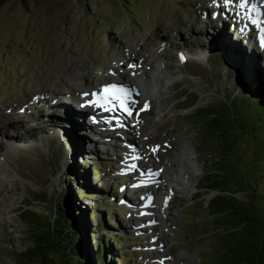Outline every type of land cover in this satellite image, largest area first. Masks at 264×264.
<instances>
[{
	"label": "rangeland",
	"instance_id": "rangeland-1",
	"mask_svg": "<svg viewBox=\"0 0 264 264\" xmlns=\"http://www.w3.org/2000/svg\"><path fill=\"white\" fill-rule=\"evenodd\" d=\"M206 1L6 0L0 4V142L7 146L6 150L0 148V264H27L22 259L21 237L34 236L27 219L37 218V222H31L32 227L48 228L55 206L66 209L78 204L84 195L82 190L108 210L92 208L93 201L82 200L85 211L65 214L71 230L80 227L79 260L94 259L97 244L111 236L120 241L112 249L106 244L107 260L122 257L119 264H224L230 230L217 226L230 223L226 214L218 221L210 211L209 200L219 191L200 186L205 184L208 171L215 172L210 180L223 177V188L229 195L240 203L250 201L248 182L255 185L264 143L260 144L248 129L244 98L238 94L264 99V56L259 49L251 55L245 41L233 35L231 23L223 24L211 15L214 8L222 11L224 7ZM128 53H132L135 64L144 59L132 83L138 82L155 104L147 114L138 148L147 144L153 158L167 170L165 178L171 177L170 182L178 189L168 191L170 199L157 216V227L151 229L152 225L145 224V230L123 237V232L135 229L128 216L131 212H114V202L101 199L109 195L119 198L123 205L122 197H128L127 174L120 173V161L115 162L116 152L126 148L116 142L109 148L101 146L97 133L92 135L75 123L85 115L76 114L74 107L83 108L76 104L74 94L85 84L107 77L119 79L111 69L124 71V67L132 66L126 59ZM188 56L186 63H179ZM143 67L151 70L150 74H143ZM191 90L199 96L196 104L192 92L185 99V93ZM198 103L211 108L199 109L191 118ZM210 110L220 117L219 126L229 124L243 139L229 157L221 156V161L220 155L211 150L216 148L214 145L222 146L210 133ZM14 146L18 152L10 157ZM30 147L31 154L26 156H37L36 163L23 154ZM206 152L220 162L222 170L217 169V160L206 162ZM184 157L191 164L183 176V180L191 177L189 187L176 182L186 168L179 162L173 165L174 160ZM92 165L99 168L95 173ZM72 168L79 182L67 183L68 178H75V173L70 174ZM25 198L37 217L26 215L25 220L15 212L25 206ZM112 213L117 215L114 223ZM134 219L137 223L145 221V213ZM135 241L138 243L133 244ZM54 259L68 264L60 258V252L54 253Z\"/></svg>",
	"mask_w": 264,
	"mask_h": 264
},
{
	"label": "trees",
	"instance_id": "trees-1",
	"mask_svg": "<svg viewBox=\"0 0 264 264\" xmlns=\"http://www.w3.org/2000/svg\"><path fill=\"white\" fill-rule=\"evenodd\" d=\"M6 0H0V4L4 3ZM27 1V0H24ZM33 1V0H29ZM38 1V0H34ZM106 37L109 39L108 34ZM224 58V54L222 51L216 52ZM211 57V54L210 56ZM212 58V57H211ZM232 95V93H231ZM239 96H243L245 109L247 112L245 120L248 123V129L252 130L253 137L259 141L260 144L264 143V99L263 98H249L248 94H238ZM238 95H233L234 98L238 97ZM196 100H194L195 102ZM57 117H61L57 114ZM41 122V120H39ZM211 124L214 122L213 126L215 128H219L218 118L213 117L211 120ZM216 130V129H215ZM217 132V131H216ZM221 138L226 142H228L224 135H220ZM72 143L70 142V145ZM216 148L211 149L216 154H219V160L221 161V156L229 157V152L226 147H219L218 145H214ZM228 146V143H227ZM64 148V147H62ZM65 150V149H64ZM264 150V149H263ZM66 151V150H65ZM66 154V153H65ZM216 157V156H215ZM215 161L214 157L209 152H206V162ZM259 163V171H257L255 176V185L248 182L249 188L248 192L251 195L250 201L247 203H240L236 198L229 195L227 189L223 188L226 182V179L217 178L214 180H210L215 172H207L206 173V182L204 185L200 186L201 188H206L210 190H217L219 194L213 196L209 200V208L212 214L215 215L218 221L222 219L219 217L220 215H225L224 217L227 219V222L230 224L217 226V228L226 227L230 230L231 240L225 246L227 249L225 250L224 255L226 259L224 260V264H264V157H258ZM216 165H218L217 169H221L219 165V161H216ZM99 169V168H95ZM222 170V169H221ZM225 173L226 171L223 170ZM75 173V178H68L67 183L79 182L77 171L72 168L70 170V174ZM71 179V180H70ZM83 179V178H82ZM249 180V179H248ZM247 180V181H248ZM260 181L262 185L260 186ZM231 182V181H229ZM84 185V184H83ZM253 186V187H252ZM81 187L77 188L76 195H80ZM231 191V190H230ZM255 191V192H254ZM84 197H90L92 195H87L88 193L85 190H82ZM98 198V197H95ZM81 199V198H80ZM100 206H105L104 204H100ZM262 209H261V208ZM60 215L53 222L54 227H44L41 228L32 227L30 224L31 234H33V241L35 242L34 248H29L26 252H22V259L28 264L35 257H40L43 260L44 264L52 263V264H61L60 260L54 259V253L52 250H48L47 248L54 250L53 252H60V258L65 260V263L68 264H119L118 258L112 256L107 260L108 252L105 249L106 244L112 249L113 244L120 241L118 238L107 237L103 242L97 244V249L94 254V259H88L85 261L79 260L77 258L78 255L82 253V250L77 243V238L79 237L80 227H76L75 230H71V222L65 218V214L69 215L71 211H78L81 213L85 211V208L81 207L80 200L78 204H74L71 208H63L61 205L59 206ZM91 212V211H90ZM78 213H75L77 215ZM35 214L34 211H30V215ZM92 215V213H90ZM36 216V215H35ZM99 218V216H97ZM223 217V218H224ZM228 217V218H227ZM37 218L32 219V222L36 221ZM87 219V217H86ZM80 223V221H78ZM49 224V223H48ZM97 228L96 230H98ZM95 232V230L93 231ZM117 236H121L120 234H116ZM123 238V237H122ZM114 242H113V241ZM121 241H123L121 239ZM48 253H50V257H47ZM106 254V255H105Z\"/></svg>",
	"mask_w": 264,
	"mask_h": 264
},
{
	"label": "bare ground",
	"instance_id": "bare-ground-1",
	"mask_svg": "<svg viewBox=\"0 0 264 264\" xmlns=\"http://www.w3.org/2000/svg\"><path fill=\"white\" fill-rule=\"evenodd\" d=\"M218 12H220V9H218ZM214 18L215 19H218L217 17H215L214 16ZM232 23H233V21H232ZM230 24V23H229ZM250 24V23H249ZM230 26H231V24H230ZM245 27V26H244ZM243 27V28H244ZM246 28H248V27H246ZM242 29V28H241ZM249 29V28H248ZM255 29V31L257 32V36H258V38H260V32H259V29H257L256 27L254 28ZM232 30H233V35H235L236 36V34H237V37H239L240 39H243L242 38V36L241 35H239V33L234 29V28H232ZM244 35V34H243ZM244 37L246 38V39H248L245 35H244ZM246 42H248V41H246ZM263 47V46H262ZM260 49V48H259ZM257 51V50H256ZM264 51V50H263ZM261 54H263V53H261ZM264 55V54H263ZM262 55V56H263ZM143 57H144V55H142ZM147 56V55H146ZM126 59L130 62V63H133V65H132V67L130 68V70L128 71L129 72V74H134L136 71H138L137 70V66H138V63L137 64H135L134 62H133V60H134V57H132V53H128V54H126ZM198 60L199 61H201L202 63L204 62V59L203 58H201V57H199L198 56ZM128 61L126 62V63H128ZM125 62V61H124ZM138 69H139V67H138ZM126 70V69H125ZM124 70V71H125ZM142 71H143V74L144 73H146V74H150V71L151 70H146L144 67L142 68ZM137 73V72H136ZM115 76V75H114ZM117 77V76H116ZM158 77V76H157ZM118 78V77H117ZM117 80V79H116ZM119 80H120V78H119ZM57 98H58V96H56ZM63 102H65V101H63ZM67 104V103H66ZM71 104V103H70ZM117 106V105H116ZM130 106L132 107V105L130 104ZM77 108H79V107H74V109L77 111L76 112V114H82V113H84V119L82 118V119H76L75 120V123L77 124V125H79L83 130H88L92 135L94 134V133H97V136H98V138L101 140V146L102 145H104L106 148H109V147H112V142L110 141V139H112L115 135H117V133H115V131H113V130H110V131H112V132H106L105 134H104V132H103V127H101V126H98V125H95L92 121H90L89 120V117H88V115H87V113H89L90 111V107H88V108H86V107H82L83 109L82 110H78ZM88 109V110H87ZM71 111H73V110H71ZM119 111V110H118ZM79 112V113H78ZM107 113H108V117H109V114H111V112H113L114 114H115V111L114 110H111V111H106ZM121 113V112H120ZM122 114H123V112H122ZM74 116V115H73ZM129 115H127V118H130V117H128ZM132 116V115H131ZM117 120V119H116ZM116 120H114V121H112V122H108V123H106V125H108V126H111V125H114L115 124V121ZM117 122V121H116ZM119 122V121H118ZM117 122V124H119ZM111 123H114V124H111ZM149 123V122H148ZM82 125H89V126H86V127H83ZM111 129V128H110ZM104 135V136H103ZM119 135V134H118ZM95 136V135H94ZM91 139V138H90ZM113 140V139H112ZM3 141V140H2ZM100 143V142H99ZM5 147V150L7 149V146H5L4 144H2V142H0V148H4ZM12 149V152H11V154H10V157H12V155L15 153V152H18V150L17 151H15L16 149H17V147L16 146H14V147H12L11 148ZM26 149H28L27 148V146H26V148H25V150ZM20 150V149H19ZM24 150V152L23 153H26V151ZM186 150L187 149H185V153H188V152H186ZM177 162H179L180 164H182L185 168H186V170H185V173L184 174H182V172L180 171V173H179V175H178V177L176 178V182L177 183H179V184H181V185H183V186H185V187H189L190 185H191V177H190V175L188 174V176L190 177L189 178V180H183V176L185 175V174H187L188 173V169L191 167V164H188L187 163V159L184 157V158H182V159H177V161H173V165L174 166H176L177 165ZM190 163V162H189ZM166 174V172H164V173H159V174H157L156 176H153L152 177V180H161V177H163V175H165ZM149 188H151V187H149ZM125 195H126V192L124 193ZM146 196V195H145ZM149 196V195H148ZM123 199H126V197H122V201L123 202H125V203H127L128 201H133V199L130 197L129 199H128V201H126V200H123ZM147 203H148V205H147ZM147 203H145L144 204V206L142 205L141 207L142 208H139V209H142V211H145V210H149V205H152V203L150 202V201H147ZM143 204V203H142ZM165 210V209H164ZM155 211H160V207L159 206H155V205H152V212H155ZM131 212V214H130V217H129V219H131V221H132V223H136L137 222V219H134L135 218V216L137 215V212L133 209L132 211H130ZM164 212H166V211H164ZM126 219H128V218H126Z\"/></svg>",
	"mask_w": 264,
	"mask_h": 264
},
{
	"label": "snow or ice",
	"instance_id": "snow-or-ice-1",
	"mask_svg": "<svg viewBox=\"0 0 264 264\" xmlns=\"http://www.w3.org/2000/svg\"><path fill=\"white\" fill-rule=\"evenodd\" d=\"M225 4L237 9L236 15L249 20L253 25L259 29L261 45L264 46V10L256 2L250 0H225ZM247 27V25L245 26ZM244 29H241L243 31ZM104 95L98 97L95 100H90L89 103L94 107L103 108L106 111L116 109V103H119V107L123 109L129 116L132 115V109L129 106L128 97L129 91L123 87H117L115 84L104 88ZM85 95H89L85 93ZM92 95H96L93 93ZM135 168L136 165L130 166Z\"/></svg>",
	"mask_w": 264,
	"mask_h": 264
},
{
	"label": "water",
	"instance_id": "water-1",
	"mask_svg": "<svg viewBox=\"0 0 264 264\" xmlns=\"http://www.w3.org/2000/svg\"><path fill=\"white\" fill-rule=\"evenodd\" d=\"M197 59H198V57H197ZM200 82V81H199ZM190 90V89H189ZM197 91H199V92H201V91H203V90H199V89H197ZM190 92H192V93H194L195 94V96L197 97L196 99H194V96H191L192 97V99H194V100H196L195 102H194V100L192 101L194 104H196L197 102H198V100H199V96L193 91V90H191V91H187L186 93H185V99L187 100L188 98H189V96H190ZM201 96V95H200ZM190 97V98H191ZM226 100H227V98H225V100H224V102H226ZM200 101V100H199ZM198 107L195 109V110H193L191 113H190V117L192 118V116H193V114L195 113V112H197L199 109H202V108H211V107H209L208 105H204V106H201L199 103H198ZM188 107V106H187ZM215 110H213V111H211L210 110V112L208 113V115H207V117L209 118V119H211V120H213V117H217L218 118V120L220 119V117L217 115V114H215ZM212 124H214V122L212 123ZM219 125V124H218ZM216 129V130H215ZM217 131V132H216ZM213 133L214 134V136H215V140H217L218 139V141H220L221 142V144H220V146H222V148L223 147H226V149L228 150V152L229 153H232V151H233V148L235 147V145L237 144V143H241V141H243V139H242V136L240 135V132L237 130V129H233L232 128V126H230L229 124L228 125H224V126H219V128H215L214 126L213 127H211V129H210V133ZM212 135V134H211ZM220 135H227L228 136V138H227V140H228V142H226V144H224L225 143V141L221 138V136ZM223 136V137H224ZM217 138V139H216ZM245 140V139H244ZM227 143H228V146H227ZM32 151V148L30 147L29 148V150L28 151H26V153H23L25 156L26 155H28V154H31L30 152ZM19 156H21V155H19ZM14 158V157H13ZM26 158H28L29 160H31V161H33L34 163H36L37 162V156H32L31 158H29L28 156H26ZM25 158V159H26ZM24 159V160H25ZM23 161V160H22ZM220 163V162H219ZM23 178H24V176L23 175H21ZM25 200L26 201H24L26 204H25V206H21V209H19V210H16L15 212H17V213H19L21 216H22V218L23 219H27V217H26V215L27 216H29L30 215V211L32 210V211H34L35 212V214H32V215H36V210L34 209V208H28V204L27 203H31L30 202V200H27L26 198H25ZM59 205V204H58ZM58 215H60V210H59V206H55V209H54V217H51L50 218V226H49V228L50 227H54L53 226V222H54V220L57 218V216ZM16 217V216H15ZM36 217H37V215H36ZM28 220V223H31L32 222V219H27ZM37 220V219H36ZM34 222H36V221H34ZM20 225H21V230L22 229H24V226H23V223L21 224L20 223ZM30 225V224H29ZM33 227H36V226H34L33 225ZM31 229H32V227H30ZM37 228H41V226L40 225H38V227ZM22 244H23V249H22V251L23 252H26L29 248H34V246H35V242L33 241V239L31 240V239H29L28 238V235H22ZM48 250H49V248H47ZM51 250H52V253H56V252H53L54 250L52 249V247H51ZM49 254V257H50V253H48ZM30 264H44L43 263V260L40 258V257H35L32 261H30L29 262ZM51 263V262H50ZM49 263V264H50Z\"/></svg>",
	"mask_w": 264,
	"mask_h": 264
}]
</instances>
